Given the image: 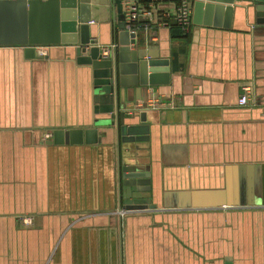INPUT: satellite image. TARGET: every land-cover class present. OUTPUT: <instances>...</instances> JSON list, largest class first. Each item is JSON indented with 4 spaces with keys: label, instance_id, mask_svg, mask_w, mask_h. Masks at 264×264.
Here are the masks:
<instances>
[{
    "label": "crops",
    "instance_id": "crops-1",
    "mask_svg": "<svg viewBox=\"0 0 264 264\" xmlns=\"http://www.w3.org/2000/svg\"><path fill=\"white\" fill-rule=\"evenodd\" d=\"M145 3L153 9L139 47L154 45L172 74L168 85L148 86L147 98L173 100L174 107L132 111L145 114L151 128L135 158L149 166L153 202L162 205V190L221 189L223 204L162 211L158 231L146 217L128 219L127 264H223L225 256L264 264V31L191 17L178 37L176 0ZM44 46L45 54L33 57L18 46L0 48V264H120L119 228L110 220L117 206L101 184L106 161L86 150L75 164L69 155L67 166L50 146L35 143L36 135L46 140L55 127L85 124L89 115L85 71L59 46ZM179 49L183 70L172 64ZM244 84L249 102L239 105Z\"/></svg>",
    "mask_w": 264,
    "mask_h": 264
},
{
    "label": "water",
    "instance_id": "water-1",
    "mask_svg": "<svg viewBox=\"0 0 264 264\" xmlns=\"http://www.w3.org/2000/svg\"><path fill=\"white\" fill-rule=\"evenodd\" d=\"M192 8L195 24L230 28L234 23L235 30L264 31V0H192ZM104 29H109L108 38ZM139 38L138 32L125 28L121 0H0V48L18 46L25 56L33 57L37 56L34 45H57L85 71L89 107L85 124L55 127L46 140L40 141L36 135L35 143L50 146L67 166L69 155L75 154L70 160L75 164L86 150H97L106 161L109 175L101 184L117 206V216L111 215L110 220L119 228L120 264L129 260L128 219L146 217L152 231H158L162 211L223 204L221 189L162 190V205L152 201L156 190L151 171L146 162L135 158L133 150L141 147L138 142L149 140L150 123L140 112L135 114L138 121L132 122L135 116L126 104L134 97L147 99L148 86L168 85L172 74L168 59L160 57L154 45L140 48ZM110 43L115 45L104 53L101 47ZM198 195H202L199 201L194 200ZM223 264H233L231 256H225Z\"/></svg>",
    "mask_w": 264,
    "mask_h": 264
},
{
    "label": "built area",
    "instance_id": "built-area-1",
    "mask_svg": "<svg viewBox=\"0 0 264 264\" xmlns=\"http://www.w3.org/2000/svg\"><path fill=\"white\" fill-rule=\"evenodd\" d=\"M122 9L125 16V28L129 32L137 33L140 31L141 27L143 31H147L150 27V23L148 21L152 16V5L145 3L143 0H121ZM191 17H192V0H176V5L172 12L173 21L179 25L183 32H187L191 25ZM143 18H147L144 20ZM160 21L163 25H167V21L164 17H161ZM91 22V21H90ZM115 44L103 45L102 51L107 52L112 46ZM35 50L38 54H45V46L44 45H34ZM249 93L250 86L244 84L242 86V91L237 98V103L239 105H245L249 102ZM128 110L132 112L135 109H160L163 107L173 108L174 102L173 100L164 101L159 97H153L146 100H137V102H130L126 104ZM118 212V211H117ZM24 223L30 221L29 216H24L22 218Z\"/></svg>",
    "mask_w": 264,
    "mask_h": 264
},
{
    "label": "trees",
    "instance_id": "trees-1",
    "mask_svg": "<svg viewBox=\"0 0 264 264\" xmlns=\"http://www.w3.org/2000/svg\"><path fill=\"white\" fill-rule=\"evenodd\" d=\"M143 1H146V0H143ZM174 24H175L174 27H176V31H177L178 37L182 36L185 33H187V32H183L178 24H176L175 22H174ZM142 40H143L142 36H140L139 41L141 42ZM181 52H182V50L179 49L177 52L174 51L173 54H172L173 55L172 56V64H173V67H174L175 70H183V68H184L183 62H181L179 60V57H178V54L181 53Z\"/></svg>",
    "mask_w": 264,
    "mask_h": 264
}]
</instances>
